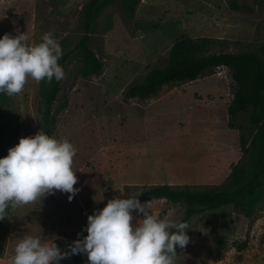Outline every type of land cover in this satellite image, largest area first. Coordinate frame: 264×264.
Listing matches in <instances>:
<instances>
[{
    "label": "rangeland",
    "instance_id": "rangeland-1",
    "mask_svg": "<svg viewBox=\"0 0 264 264\" xmlns=\"http://www.w3.org/2000/svg\"><path fill=\"white\" fill-rule=\"evenodd\" d=\"M87 1L0 0V38L15 36L18 29L37 44L51 32L64 54L82 34ZM104 1L89 43L103 70L82 78L76 73L78 62L70 61L54 104L55 109L67 105L57 115L51 137L67 139L77 149L72 167L79 191L71 201L69 194L56 191L0 220V264H10L25 235H42L70 251L68 245L87 235V216L117 197L136 196L141 203L150 202L154 214L182 222L183 205L143 201L141 193L163 184L222 189L231 166L246 164L239 140L248 142L254 130L248 114L229 119L235 84L227 68L208 70L193 82L165 85L144 100L124 99L123 93L152 69L162 68L173 42L182 37L209 39L207 54L260 52L264 0H141L133 16L120 0ZM233 2L237 11L230 7ZM39 84L29 78L20 94L8 96L3 109L19 140L40 131ZM133 216V225L143 218L136 212ZM185 222L190 241L177 248L176 264H264V198L251 218L228 206ZM243 242L246 247L240 250ZM59 264H88V259L74 254Z\"/></svg>",
    "mask_w": 264,
    "mask_h": 264
},
{
    "label": "clouds",
    "instance_id": "clouds-1",
    "mask_svg": "<svg viewBox=\"0 0 264 264\" xmlns=\"http://www.w3.org/2000/svg\"><path fill=\"white\" fill-rule=\"evenodd\" d=\"M62 55L51 32L44 33L37 44L18 29L15 36L5 33L0 38V93L20 94L29 78L62 80L65 73L58 63ZM76 151L67 139L58 140L42 130L20 138L0 158V220L11 217L9 210L56 191L69 194L71 201L79 191L72 167ZM133 212L143 217L135 225ZM187 229V222L154 214L150 202L141 203L131 195L117 197L87 216V235L68 245L70 251H62L42 235H25L16 243L10 264H59L74 254H86L88 264H176L177 248L184 249L190 241Z\"/></svg>",
    "mask_w": 264,
    "mask_h": 264
},
{
    "label": "trees",
    "instance_id": "trees-1",
    "mask_svg": "<svg viewBox=\"0 0 264 264\" xmlns=\"http://www.w3.org/2000/svg\"><path fill=\"white\" fill-rule=\"evenodd\" d=\"M122 7L133 16L141 0H120ZM104 0H88L82 7V34L72 50L64 53L58 61L64 73L67 64L78 62L76 73L82 78L99 75L103 63L90 49V37L95 21L101 12ZM232 10L239 8L230 3ZM210 40H193L182 37L173 42L162 68L149 71L141 82L129 85L123 93L124 99H148L163 86L171 83L196 81L204 72L225 67L231 73L235 84L232 100L227 108L230 121L240 113L249 115V123L254 132L247 142L239 140L241 153L246 157L245 165L231 166L226 186L222 189L201 190L178 189L172 185L152 186L141 193L143 201L165 199L184 206L182 222L206 211H215L231 206L246 218L253 216L254 210L264 198V45L260 52L207 54ZM62 80L40 81L38 98L39 128L52 136L56 130L57 115L66 108V103L54 108ZM8 95L0 93V158L7 156L8 149L19 143L17 127L6 122L3 109L8 103ZM12 210H9V214ZM163 215V213H162ZM246 247L243 242L239 249ZM4 245L0 240V254Z\"/></svg>",
    "mask_w": 264,
    "mask_h": 264
}]
</instances>
